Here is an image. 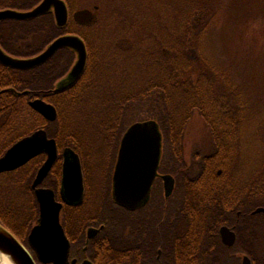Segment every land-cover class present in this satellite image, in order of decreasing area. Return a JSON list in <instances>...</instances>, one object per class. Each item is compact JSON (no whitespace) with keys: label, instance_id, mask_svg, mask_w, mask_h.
Listing matches in <instances>:
<instances>
[{"label":"trees","instance_id":"1","mask_svg":"<svg viewBox=\"0 0 264 264\" xmlns=\"http://www.w3.org/2000/svg\"><path fill=\"white\" fill-rule=\"evenodd\" d=\"M66 1L73 13L75 8L72 1ZM134 1L147 6L159 2L164 12H151L147 17L152 21L164 19L173 23L166 26V31L160 35L163 39L153 40L151 44L150 96L144 98L142 93L138 97V92L125 90L112 71H84L82 78L73 87L64 92L53 93L57 83L66 77L77 59L76 53L68 48L59 50L49 61L32 69H15L0 63V68L7 69L4 71L2 84L21 93L17 97L15 93L7 92V106L1 107L3 112L0 121L14 123L16 138H8V147L37 130L45 129L49 138L57 141L60 152L69 147L82 153L87 148L86 141L90 139L99 144L95 148L107 147L116 155L123 135L132 124L156 120L167 135L165 163L168 172L177 175V195L183 198L178 222L175 225L168 223L162 228L166 227L167 234L178 231L181 235L180 243L197 245L195 256L199 264H241L242 254L249 256L253 264H264V213L251 214L254 208L264 207V155L254 164L256 170L250 175L248 171V178L253 179L259 170L262 194L257 201L253 195L248 202L245 216L238 226V241L232 249L224 247L217 240L219 226L225 224L226 220L210 208L212 181L225 180V175L217 176V169L221 167L227 171L226 157L235 158L238 162L243 126L254 121V111L260 101H249L246 104L241 83L233 79L232 65L213 64L202 51L203 37L213 28L220 27L225 7L220 10L219 0ZM41 2L42 0H7L3 8L29 11ZM115 12L118 13L112 15L113 18L122 16L121 12ZM138 13L140 12H134L133 18H139ZM117 14L121 16L117 17ZM229 17L231 15L227 18ZM68 34L85 37L72 18L65 27H58L54 13L51 12L32 20L2 22L0 44L8 55L27 59L39 55L57 38ZM172 35L180 37L173 39L170 37ZM90 37L93 40L88 42L87 69L98 67L96 59L111 55L110 50L101 49L102 45L95 39L96 34H91ZM85 77L90 78L87 88L84 87ZM35 98L44 99L57 108L58 119L55 122L47 121L29 106V100ZM16 99L23 100L22 106H14ZM156 101L173 102V105L156 106ZM147 103L152 104L143 105ZM195 111L210 129L214 148L211 153L201 155L203 165L198 174H194L192 170L186 172L184 139L172 136L184 132L185 125ZM259 138L264 147V118L259 125ZM212 155L217 158L215 163L218 165L213 171L207 166ZM45 159L46 156L42 155L31 163L33 170L30 181ZM58 166L59 163H56L53 172L58 170ZM9 176H6L7 180H17L15 175ZM49 179L44 185L56 188L57 182L51 183ZM14 184H8L6 188L15 187ZM3 193L0 191V196ZM190 198L199 199V212L193 213L188 207ZM172 206L168 202V217L173 211ZM157 212L161 215L165 213L162 206ZM125 213L116 216L115 227L119 229L120 240L115 242L118 245H130L133 242L122 236L130 219L128 213ZM14 233L30 249L27 236ZM258 239L261 241L257 247ZM193 251L191 249L187 253Z\"/></svg>","mask_w":264,"mask_h":264},{"label":"flooded vegetation","instance_id":"2","mask_svg":"<svg viewBox=\"0 0 264 264\" xmlns=\"http://www.w3.org/2000/svg\"><path fill=\"white\" fill-rule=\"evenodd\" d=\"M71 1L73 5L77 2V0ZM65 2L67 3L66 0ZM6 4L7 0H0V11L7 9L3 8ZM96 7L98 6H95L94 10H92L94 13L95 11L100 10L99 7L95 10ZM68 9L69 20L72 18L74 23L83 31L85 37H80L84 40L87 46V51H89L88 42L92 39L90 35L96 34L97 38L95 39L102 45L101 49L104 48L111 52V55L109 57L107 56V58L102 59V57H100V59H96V65L98 67L85 68V71H112L114 77L116 76L117 80L122 84L125 90L138 92V97H141L142 93L144 94V98L146 96L149 97L152 83L151 44L153 40H160L161 37L163 39V36L160 35L166 31V26L173 23L170 21H163L162 24V21H152L148 17L127 19L122 18L123 16H121V14H117V17H121L114 20H99L95 13L97 19L90 25H85L76 22L73 16L75 12L86 8L76 9L73 13H71L69 6ZM2 22H0V25ZM170 37L178 39L180 35L179 37L178 35H172ZM0 48L5 52V49L1 44ZM97 48V50H100L99 47ZM102 65H105L106 67H102ZM4 71H7V69L0 68V115L3 112L1 107L7 106V92L15 93L17 97L21 95V93L13 87H6L4 83L2 84L4 81ZM89 82L90 78L85 77V88L88 87L89 84H86ZM69 88L64 91H67ZM55 89L53 90V93H55ZM37 99L40 98L29 100V106L31 101ZM22 104V99H16L14 106L18 107L22 106ZM151 104L152 103H147L143 105L147 106ZM155 104L156 106L163 107L173 105V102L164 103L163 101H156ZM193 117L194 115L185 125L184 132L172 134V136L185 139L186 131L189 129ZM198 117L202 119L199 114ZM16 128H19L18 124L16 125ZM14 133L13 121H10L9 123L6 121H0V158L9 148L18 142L16 141L8 147V138H16ZM161 134L162 153L158 173L152 186L151 195L142 207L134 210H127L119 206L114 200L113 195V179L121 142L118 146L116 155H114L111 149L107 147H97L94 150L95 152H91L90 149L87 152L86 148L82 153L73 149L81 158L85 190L83 200L80 204H63L61 212V223L64 227L66 236L70 241L69 264H83L85 261H89L92 264H199V261L195 256V251L198 247L197 245L180 243L181 235L178 231L173 234H167L165 230L166 227L162 228L163 225L168 223L175 225L178 222V214L182 209L183 198L177 195V175L168 172L169 169L165 163L167 135L162 129ZM65 149L61 152L59 149V156L56 161V163H59L58 170L53 172L55 163L51 173L45 179L46 181L50 178L49 180L51 183L57 182V187L53 188L49 185H44L45 181L39 186V188L54 190L56 199L59 202H63L61 187L64 163L63 153ZM211 151H214L213 147ZM94 154L99 155V163H97V166L93 165ZM42 155H45L47 159L46 154ZM201 155L202 152H197L194 157L192 156L189 164L185 159L187 164L186 172H189L190 170H192L194 174L200 172V168L203 165V162L200 159ZM37 158L13 172L0 174V177L3 176L0 178V188H2L0 191L5 194V196L1 195L2 198L5 199H2L0 196V223L13 233L18 232L20 235L27 236V239L33 227L38 224L40 217L36 190L33 188V183L40 168L37 170L34 179L30 181V174H32L33 170V165H31V163ZM225 159V162L227 163V171L221 167L218 168L217 163H215L217 158L214 155L211 156L209 159L211 162L207 165L212 171L214 168H218L216 172L217 176L221 177L225 175V180L212 181L211 188L213 196L210 199V208L213 212H216L215 214L223 216L226 220L225 224L219 226L218 235L216 236V238L218 237L217 240L224 247L232 249L238 241V226L241 218L245 216L248 202L252 199L253 195L255 196L254 199H256V201L258 200L262 194L263 186L262 179H260L261 176H259V170H257L255 178H248L249 167L246 155L243 153L242 149L240 150V156L237 159L238 162L235 158L232 159V157H226ZM9 175H15L17 180H7L6 176L8 177ZM166 176H172L175 180V188L169 196L167 195ZM13 183H15V187L12 186L9 188L8 186L9 189L6 188L8 184ZM196 183L198 184V182H195V184ZM168 202L173 205L171 208L173 211L169 217L168 213H166ZM161 206L165 211L164 215L157 212V209ZM188 207L193 213L199 212L201 208L199 199L190 198ZM259 208L264 207L254 208L251 211V214L258 215L255 214V211ZM125 212L128 213L130 219L129 225L122 231V236L123 238H129L133 242L130 245H118L115 242L120 240L119 229L118 227H115L117 223L116 216L119 214L124 215L126 214ZM222 228H228L235 233L236 240L233 246H228L224 243L221 235ZM260 241L261 239L257 240V247L260 244ZM191 249H193V252L195 253H187ZM33 255L36 258L34 252ZM244 256L247 255L242 254L241 261ZM74 261L76 263H74Z\"/></svg>","mask_w":264,"mask_h":264},{"label":"water","instance_id":"3","mask_svg":"<svg viewBox=\"0 0 264 264\" xmlns=\"http://www.w3.org/2000/svg\"><path fill=\"white\" fill-rule=\"evenodd\" d=\"M97 9L98 7L95 8ZM51 12L54 13L58 27L67 25L69 9L65 0H42L29 11L2 10L0 22L32 20ZM73 18L79 24L90 25L97 16L90 9H82L75 12ZM64 48L73 50L77 60L68 76L57 85L54 92L59 93L73 86L85 71L88 51L84 40L79 35L61 36L42 53L27 59L12 57L0 48V62L15 69H32L46 63ZM30 107L49 122H55L58 119L57 108L45 100L31 101ZM161 153L162 134L156 120L136 122L127 129L121 140L113 179L114 200L119 206L134 210L148 201L158 173ZM42 154H46L47 159L40 167L33 183L40 217L38 224L33 227L28 236L30 249L11 230L0 223V264H3V258L7 259L8 264H69L70 241L61 223V212L63 204L76 205L83 200L85 187L80 156L72 148H66L63 153L61 187L63 202L57 201L54 190L39 188L51 173L59 156L57 141L49 138L45 129L37 130L8 149L0 158V174L13 172ZM165 180L169 196L175 188V180L172 176H166ZM259 213H264V208L255 211V214ZM221 235L226 245H234L236 240L234 232L228 228H222ZM83 264L92 263L85 261ZM242 264H252V261L244 256Z\"/></svg>","mask_w":264,"mask_h":264},{"label":"rangeland","instance_id":"4","mask_svg":"<svg viewBox=\"0 0 264 264\" xmlns=\"http://www.w3.org/2000/svg\"><path fill=\"white\" fill-rule=\"evenodd\" d=\"M219 5L220 10L225 7L223 20L220 27L213 28L203 37L202 51L213 64L232 65L233 79L241 83L246 104L260 99L254 111V121L243 126L242 133L241 148L246 155L250 175L256 170L254 164L264 155L262 140L259 138V125L264 118V0H219ZM95 6L100 9L95 11L99 20L116 19L112 16L118 13L115 11L121 12L122 18L127 19H133L134 12L137 11L140 12L138 16L141 18H147L151 12H164L159 2L147 6L134 0H77L74 8L94 10ZM230 15L231 17L227 18ZM161 21L163 24L165 20ZM193 115L184 139L185 159L188 164L197 152L206 155L212 152L213 147L210 129L198 117L197 111ZM88 141L87 152L89 149L95 152V147L99 144L90 139ZM97 163L98 154L93 157V165L97 166Z\"/></svg>","mask_w":264,"mask_h":264},{"label":"bare ground","instance_id":"5","mask_svg":"<svg viewBox=\"0 0 264 264\" xmlns=\"http://www.w3.org/2000/svg\"><path fill=\"white\" fill-rule=\"evenodd\" d=\"M3 259H4V260H3L4 262L2 261V263H3V264H8L7 259H6V258H3Z\"/></svg>","mask_w":264,"mask_h":264},{"label":"snow or ice","instance_id":"6","mask_svg":"<svg viewBox=\"0 0 264 264\" xmlns=\"http://www.w3.org/2000/svg\"><path fill=\"white\" fill-rule=\"evenodd\" d=\"M133 136H135V133H133Z\"/></svg>","mask_w":264,"mask_h":264}]
</instances>
